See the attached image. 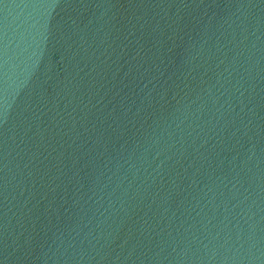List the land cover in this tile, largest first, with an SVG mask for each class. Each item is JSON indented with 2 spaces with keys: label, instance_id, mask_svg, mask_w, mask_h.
Returning a JSON list of instances; mask_svg holds the SVG:
<instances>
[{
  "label": "water",
  "instance_id": "1",
  "mask_svg": "<svg viewBox=\"0 0 264 264\" xmlns=\"http://www.w3.org/2000/svg\"><path fill=\"white\" fill-rule=\"evenodd\" d=\"M0 264H264V0H0Z\"/></svg>",
  "mask_w": 264,
  "mask_h": 264
}]
</instances>
